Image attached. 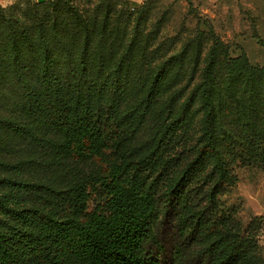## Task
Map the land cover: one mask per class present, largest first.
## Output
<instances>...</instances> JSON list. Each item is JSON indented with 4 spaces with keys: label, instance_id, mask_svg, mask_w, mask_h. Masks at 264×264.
I'll use <instances>...</instances> for the list:
<instances>
[{
    "label": "trees",
    "instance_id": "trees-1",
    "mask_svg": "<svg viewBox=\"0 0 264 264\" xmlns=\"http://www.w3.org/2000/svg\"><path fill=\"white\" fill-rule=\"evenodd\" d=\"M62 1L0 7V264H262L260 219L245 226L230 199L239 167L264 168V68L216 56L196 95L165 100L168 65L132 80L110 0L107 15ZM196 96L168 181L161 151L188 136Z\"/></svg>",
    "mask_w": 264,
    "mask_h": 264
},
{
    "label": "rangeland",
    "instance_id": "rangeland-1",
    "mask_svg": "<svg viewBox=\"0 0 264 264\" xmlns=\"http://www.w3.org/2000/svg\"><path fill=\"white\" fill-rule=\"evenodd\" d=\"M52 1L0 0V7L6 11L24 9L28 2L45 12L54 3ZM145 2L110 0L109 5L122 14L107 21L106 26L115 30L116 47L122 53L133 44L132 52L138 56L139 66L132 80H143L147 75L153 78L168 65L165 75L168 74L166 83L169 87L163 97L165 100L173 96L182 103L193 93L196 95L202 81V69L216 56L217 61H221L217 67L223 69L229 64L228 60L238 57L248 67L264 68V0H150L144 6ZM73 4L87 8L91 13L103 7L104 11L99 12L107 15V4H101L100 0H73ZM146 9L147 13L142 14ZM196 100L186 139L181 141L176 137L161 151L162 160L171 163L168 181H173L184 165L185 158L179 155L185 149L184 142L200 128L203 111L198 96ZM155 125L156 118L151 117L137 134L138 146L147 144L154 136ZM85 171H88L87 167H83L81 173ZM236 172L239 182L230 201L239 207V219L245 226L260 219L262 225L256 221L254 232L264 264V168L246 165Z\"/></svg>",
    "mask_w": 264,
    "mask_h": 264
},
{
    "label": "water",
    "instance_id": "water-1",
    "mask_svg": "<svg viewBox=\"0 0 264 264\" xmlns=\"http://www.w3.org/2000/svg\"><path fill=\"white\" fill-rule=\"evenodd\" d=\"M39 2H44L45 0H38Z\"/></svg>",
    "mask_w": 264,
    "mask_h": 264
}]
</instances>
